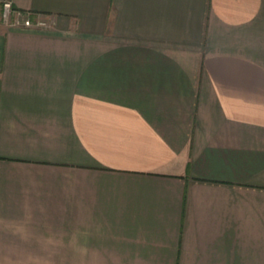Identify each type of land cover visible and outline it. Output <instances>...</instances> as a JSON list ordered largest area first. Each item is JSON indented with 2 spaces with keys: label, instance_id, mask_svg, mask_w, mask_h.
I'll use <instances>...</instances> for the list:
<instances>
[{
  "label": "crops",
  "instance_id": "0c3cea01",
  "mask_svg": "<svg viewBox=\"0 0 264 264\" xmlns=\"http://www.w3.org/2000/svg\"><path fill=\"white\" fill-rule=\"evenodd\" d=\"M14 7L0 264H264V0Z\"/></svg>",
  "mask_w": 264,
  "mask_h": 264
},
{
  "label": "built area",
  "instance_id": "2783aa9c",
  "mask_svg": "<svg viewBox=\"0 0 264 264\" xmlns=\"http://www.w3.org/2000/svg\"><path fill=\"white\" fill-rule=\"evenodd\" d=\"M0 5L3 19L6 22L12 21L13 24L21 23L26 26H47L50 24L47 19L40 17V15H36L35 19H33L29 11L16 9L14 0H0Z\"/></svg>",
  "mask_w": 264,
  "mask_h": 264
}]
</instances>
